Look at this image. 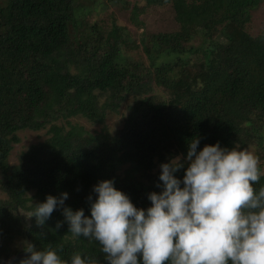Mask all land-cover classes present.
Returning <instances> with one entry per match:
<instances>
[{"label":"trees","instance_id":"16d2710c","mask_svg":"<svg viewBox=\"0 0 264 264\" xmlns=\"http://www.w3.org/2000/svg\"><path fill=\"white\" fill-rule=\"evenodd\" d=\"M83 3L90 4L0 0V261L21 238L25 248L30 242L63 259L79 252L104 264L97 242L67 232L60 208L43 225L30 212L46 195L67 192L64 204L90 215L87 197L95 199L92 186L103 179L146 208L147 194L160 191V163L183 159L194 136L198 150L255 143L264 164V34L253 39L245 30L261 0H145L167 7L177 27L147 34L140 23L132 42L116 24L105 31L90 23ZM140 10L132 7L133 26ZM139 48L137 61L123 53ZM161 87L174 103L153 94ZM122 104L127 113L109 131L107 117ZM26 130L45 131V139L10 164ZM124 166L139 179L120 173ZM262 186L264 176L253 185Z\"/></svg>","mask_w":264,"mask_h":264},{"label":"clouds","instance_id":"9594fccd","mask_svg":"<svg viewBox=\"0 0 264 264\" xmlns=\"http://www.w3.org/2000/svg\"><path fill=\"white\" fill-rule=\"evenodd\" d=\"M198 145L194 136L183 159L160 163V191L147 194L146 208L103 179L92 186L95 199L87 197L90 215L66 206L68 193L61 192L46 195L28 217L43 225L60 208L67 232L97 242L104 264H264V186L253 187L259 157L219 142ZM61 226L57 221L55 228ZM24 251L19 264H94L79 252L63 259L55 248L30 242Z\"/></svg>","mask_w":264,"mask_h":264},{"label":"rangeland","instance_id":"374dc122","mask_svg":"<svg viewBox=\"0 0 264 264\" xmlns=\"http://www.w3.org/2000/svg\"><path fill=\"white\" fill-rule=\"evenodd\" d=\"M89 5L84 4L87 9L90 11L89 14V22L92 23L96 21L98 24H101L102 28L106 31L109 29L111 24H116V26L123 28L121 33L122 35L129 37L130 42H132L133 38L135 39V29L138 31L137 28H140V23H142V27L139 29L141 32H146L147 34H155L158 32H167L174 30L177 26L171 20V13L167 7H157V6H144L145 0H120L114 4V1L111 0H89ZM138 7L141 9V13L137 17V22L139 24L137 26H133L130 23L129 17L131 16L132 7ZM245 30L249 35L256 39L259 36L264 34V0H261V4L251 12V19L248 24L245 26ZM70 33L73 35L76 34V31L71 30ZM130 33V34H128ZM127 54L129 58L132 60L134 59L137 61L141 58L142 53L141 49H133L129 52H123ZM153 94L157 97L162 98L164 100L173 101L172 96L169 94V91L165 88L161 87L155 89ZM103 101V98L101 99ZM119 114L110 113L109 117H107V128L109 131H114L119 125L121 121V117L127 113L126 111V104H122L120 107ZM80 124L85 126L88 125L87 122L84 120L78 121ZM91 130L97 129L95 126H87ZM19 138V142L13 145V148L9 155V163L17 162V156L20 152L25 151L30 145L36 144L45 139V131L40 132H33V131H21L17 134ZM249 151L254 152L257 155V145L255 143L250 144L246 147ZM259 167L261 169L260 177L264 176V164L259 162ZM123 169L120 170V173L125 171L131 170L126 166L122 167ZM118 173V174H120ZM121 175V174H120ZM132 178L139 179V176L135 173H131ZM146 185L144 181L142 185ZM4 197L0 194V198ZM26 244L25 241L21 238H18L13 246L12 249L18 252H22L25 248Z\"/></svg>","mask_w":264,"mask_h":264},{"label":"water","instance_id":"95a60500","mask_svg":"<svg viewBox=\"0 0 264 264\" xmlns=\"http://www.w3.org/2000/svg\"><path fill=\"white\" fill-rule=\"evenodd\" d=\"M28 254L25 251L14 253L8 258L0 261V264H19V261L25 258Z\"/></svg>","mask_w":264,"mask_h":264}]
</instances>
